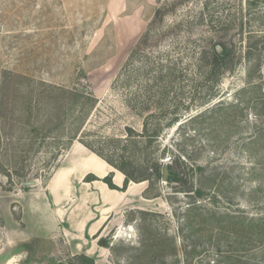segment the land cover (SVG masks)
Wrapping results in <instances>:
<instances>
[{
  "label": "rangeland",
  "instance_id": "374dc122",
  "mask_svg": "<svg viewBox=\"0 0 264 264\" xmlns=\"http://www.w3.org/2000/svg\"><path fill=\"white\" fill-rule=\"evenodd\" d=\"M217 42L236 61L209 78ZM70 92L93 98L85 115ZM85 144L184 181L104 195L80 179ZM81 257L264 264V0H0V264Z\"/></svg>",
  "mask_w": 264,
  "mask_h": 264
},
{
  "label": "trees",
  "instance_id": "16d2710c",
  "mask_svg": "<svg viewBox=\"0 0 264 264\" xmlns=\"http://www.w3.org/2000/svg\"><path fill=\"white\" fill-rule=\"evenodd\" d=\"M155 18L159 19V20H161V18H162L161 12L159 9H157L155 12ZM145 41H146V38L142 42H145ZM235 61H236V59H235L234 49L232 46H230V43H220V42H217L215 44V46H213L208 51V53L204 52V54L201 58V62H203L204 67H206L207 75L209 78H210V76H213V77L216 76L221 69L228 68L231 64H234ZM249 77H250V74H249ZM64 93H65L64 91H61V97H60L61 99H63ZM23 94H25V102H23V105L27 104L26 105V110H27L29 108V104H30L28 100H29V98L31 99V97H30V94L28 92H24ZM42 95H43L42 92H38L36 94L35 99H37V101H38L39 97H40V99L42 98ZM69 95H70V98H72L71 99L72 100L71 106L75 109V106L79 105L80 106L79 112L81 111L82 114L85 111L87 113V111L91 108V106L94 103L93 98L90 95L84 96L83 93H80V92H73V93L70 92ZM67 114H69V111L66 113V115ZM83 115H85V114H83ZM129 133H131V131H129ZM144 133L145 134L147 133L146 125L144 126ZM156 134L157 133L153 134L149 140L156 138V136H157ZM85 147H87L89 150L94 152L98 157H101L102 159H104L110 166H112L114 169L119 171L124 176L122 187H117L112 183V173H110L109 175L104 177L101 181L104 184H106V186L110 190L125 192L127 187H128V184L130 182L141 183V182H145V181H162L163 167L164 166L167 167V171H168V176L166 179L167 184H169V185H175V184H180V183L182 184V182L184 181L183 174L177 172L174 169V167L170 164L169 165L168 164L167 165H158L157 164V165H155L154 169L151 170L150 175H145L144 173H142L141 175L135 176L134 175L135 174L134 173L135 167L130 166L131 163L125 162V161H120V164L119 163L117 164L114 161L103 157V155L100 152L94 151L91 146L85 144ZM86 180H87V182H93V181H98L99 178L90 174L89 177L86 178ZM194 194L196 196H198L199 198H201L203 195L201 189H197ZM193 207H194V205H193ZM191 210H193V209H191ZM80 259H81V264H94L92 259L85 258V257H81ZM82 261H83V263H82Z\"/></svg>",
  "mask_w": 264,
  "mask_h": 264
},
{
  "label": "crops",
  "instance_id": "0c3cea01",
  "mask_svg": "<svg viewBox=\"0 0 264 264\" xmlns=\"http://www.w3.org/2000/svg\"><path fill=\"white\" fill-rule=\"evenodd\" d=\"M101 161H102V164H104L103 165L104 166V170L103 171H104L105 176H106L109 166L102 159H101ZM78 170L81 172V175H82L80 179H82L83 176H85L87 174H93L96 177H98L93 171H84V172H82L81 171V166L78 167ZM119 176H120L119 177L120 178L119 184H116L115 181H114V179H113V184L115 186H117V187H121V184L123 182V179H122L123 176H122V174L120 173ZM115 177H116V175H115ZM92 183H93V185L96 184V182H92ZM101 190H102V192H103L104 195H107V193L112 192V190L108 189V187L106 186V184H102ZM47 191L50 194V196L52 197V200H53L54 204L56 203L55 200H58V203H56V204H59V173H57V175L53 178V180H51V182L49 183V185L47 187ZM100 224L93 223V224L90 225V229H91L90 232H91V234H95L98 231V228H100L102 225H104V222H103L102 225H100ZM85 225H86V223L84 224V226ZM88 230H89V226H88Z\"/></svg>",
  "mask_w": 264,
  "mask_h": 264
},
{
  "label": "bare ground",
  "instance_id": "6f19581e",
  "mask_svg": "<svg viewBox=\"0 0 264 264\" xmlns=\"http://www.w3.org/2000/svg\"><path fill=\"white\" fill-rule=\"evenodd\" d=\"M103 165L104 164H102V161L99 157H97L96 155H93V154H89L83 158V160L80 162V164L78 166L79 167L81 166L82 172L93 171L99 178H103V177H105V173L103 171L104 170ZM66 174H67V172L63 173V175H66ZM119 175H120V173L118 172L116 174V177H114V181L116 184H119V180H120ZM59 179H61V175L59 176Z\"/></svg>",
  "mask_w": 264,
  "mask_h": 264
},
{
  "label": "water",
  "instance_id": "95a60500",
  "mask_svg": "<svg viewBox=\"0 0 264 264\" xmlns=\"http://www.w3.org/2000/svg\"><path fill=\"white\" fill-rule=\"evenodd\" d=\"M167 176H168L167 167L164 166V167H163V178H162V181H163V182H166ZM25 184H26V185H32V184H34V182H28V183H25Z\"/></svg>",
  "mask_w": 264,
  "mask_h": 264
}]
</instances>
